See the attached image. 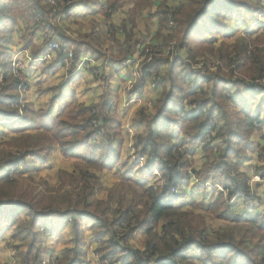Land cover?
<instances>
[{"label":"rangeland","instance_id":"obj_1","mask_svg":"<svg viewBox=\"0 0 264 264\" xmlns=\"http://www.w3.org/2000/svg\"><path fill=\"white\" fill-rule=\"evenodd\" d=\"M81 1L85 2V0H56L57 5L53 10L47 1L40 0L41 5H46L47 8L58 12V15L49 20L51 27L46 33H38L34 37L28 31L31 22L26 16L27 9H20L21 13L17 11V22L13 27V33L17 32V37L13 34L12 40L14 38V41L11 44L9 42V45H4V50L9 51V55L0 59V91L11 97L12 102L9 105V110L13 112L9 116L2 115L0 117V133H2L0 134V163L3 164L2 167L5 170L3 172L5 173V184H8V181L12 182L14 188L11 193L19 196L15 198H41L44 204L47 202L56 204L60 203L58 198H66L63 196H69V194L73 202L79 198V200L86 198V195L90 194L88 205L85 207L77 206L84 213L81 211L80 214L74 213V216L79 218L80 223H82V237L85 239V244L84 246L78 245L81 252L76 257L63 254L62 250L64 248L75 246L73 240L77 232L75 227H72L71 215H68L67 209H65L68 205L60 203L62 208L60 215L48 216L41 223L36 224L38 234L33 243L26 236L30 234V231H27L29 216H24V213H22V217L16 225H7L6 223L7 226H1L0 264H21L23 256H26L30 262L36 260L35 264H123L125 257L121 251H116L108 257H102L103 251L107 252L108 250L103 249L104 245L96 240L99 236L94 233V228L95 226L100 227L98 226L100 223H96L92 216L107 208L110 210V214L106 215V220L111 224L114 216H117V212L122 210L120 200L129 198L124 203L127 206L131 202L129 200L140 198L143 195V186H138L135 182H145V185H148L164 178L163 165L159 159L153 162V157H150L153 151L152 142L147 138V120L151 117L149 114H153L156 110L154 104L158 95L168 88L167 82L162 79L166 69L164 64L159 66H149L148 64L152 60L151 56L161 57L169 62L172 56L167 51L169 49L172 51L176 40L164 41L163 35L166 34V31L162 30L160 32L157 17L152 28L151 11L154 0H150L144 9H140L137 14V16L142 17L141 25H146L143 31L155 29V32L152 31L154 33L152 38L147 42H143L144 37L142 35L138 37L139 39H136L132 34L130 25L123 22L129 15L128 11L133 8V0L128 1L127 5L120 9L113 7V4L115 1L121 2V0H90L92 6L94 5L93 10L97 11L95 14L99 12L91 18L99 21L101 15L100 21L104 25V27L103 25L102 27L95 25L93 28L94 22L90 21L89 15H85V18L80 17L83 10L74 11V4ZM160 1L159 5L162 6L167 3L165 0ZM181 2L183 0H169L167 6L176 7ZM248 2L256 9L253 12H247L244 21L229 20L224 30L235 32L234 36L227 42L239 43L243 40L246 41L247 49L250 52L247 55L250 56L252 53L253 57L258 53V49L264 47V43L252 42L257 36L264 35V28H261L264 27V0H248ZM69 3L73 4L72 9H70L72 13L58 11ZM159 5L155 6L154 11L160 7ZM170 15L171 13L168 14V18H170ZM120 18L123 19L120 20ZM115 26L124 28L123 33L118 35L124 37L126 32H130L129 43H135L140 47L138 50L133 51L137 63L124 65L123 60L119 59L121 52L115 46L112 36L116 31ZM248 30L253 32H246ZM54 31H56L59 38H57L58 40L53 38L49 41H56L59 45L66 44L64 38H71L78 40L76 42H83V50L86 49L88 42L98 46L101 55L95 53L93 58L100 59L101 64L103 62L106 65L109 57L110 62L114 61L117 68H121V71L125 74L124 77H116L114 81L112 76L118 75V70L113 66H108L105 70H98L94 64H90L81 77H73L77 69L73 67L72 61L69 60L68 63L60 64L57 61L56 52L51 50L50 47L48 48V43H46V48H48L46 51L49 54L45 52L42 55L38 54L39 57L35 56V52L44 46L45 40L50 38ZM157 32H159V36H157ZM38 35H41L43 39L37 37ZM215 36L219 38L218 32L211 33L208 38ZM105 38L108 43L100 47V43L103 44L102 39ZM27 39H31L32 43L27 44ZM70 46L67 47L66 45L62 51L66 52L67 49L74 52L72 44ZM115 49L119 50V54L114 52ZM86 53L93 55L92 50H86ZM141 53L144 56H149L150 59L138 60ZM223 61L216 57H209V59H205V67L208 70L211 68L209 72L213 73L217 72L218 66L226 73L229 71L230 65L224 64ZM213 62H217L219 65L211 67L210 64ZM130 65L133 67H130ZM4 66L7 68L5 69ZM189 66L195 72L206 74L200 64H196V60L190 62ZM145 69L153 70V73L140 79L141 73ZM5 70L8 71L6 81L4 79ZM235 74L243 76L238 73ZM246 76L249 77H246L248 83L252 82L249 80L253 74L246 73ZM129 77L136 80L131 82L127 80ZM111 79L113 80L111 81ZM144 80L149 82L146 85L148 86L146 91L148 97H151L152 93H156L157 96L154 99H145L137 93L136 98L133 99L132 93L137 91L136 88L140 85L145 84ZM260 82L262 88H264V82ZM113 83L118 84L115 90L112 88ZM152 85L155 87L154 92L150 89L153 87ZM212 88L214 89V85L211 87L210 84H205L201 93L198 92L195 97L191 98L194 101L192 105H189L187 101L184 104L185 108L188 109H194L196 105L195 109L198 110L199 101H210L208 106H199L200 111L205 113L209 106L211 107V103L218 98L217 103H222L223 110L229 113L226 118L219 113L216 114L214 117L216 126H212L207 133L200 135V141L197 143L200 154L193 153V145L190 143L194 135L192 129L184 133H176L178 136H175L174 141L163 138L156 140L157 144L161 142L173 144L172 157L187 163L183 168L177 167L175 172L178 175L182 174L181 181L187 179L190 181L188 184L189 189L183 191L182 183L179 184L176 187L177 194L170 197L175 198L177 196V199H171V203L174 207L178 205L181 198H184L183 192L186 193L185 196L189 197L188 201H182L184 207L177 210L179 214L178 221L184 225L185 230L192 232L208 229L221 232L225 236H229L234 243H241V249L245 248L247 251H252L261 245L264 250V231L251 223V220H253L256 223L264 224V220H262L264 216V128L261 126L256 129L252 128L248 141L239 145L241 157L236 159L235 166L240 171H247L246 188L249 189L250 196V200H246L247 197L241 195L246 201L244 205L238 206L239 211L238 209L233 212L229 211L228 206L237 197H229L227 193H224L223 188H227L220 181L221 175L214 174L211 170L205 171L207 166L217 164L224 149L223 133L227 119L237 120L245 112H248L251 116L259 113L260 119L264 118V92L260 88L253 90L248 84L238 87L226 83V89H221L219 96L215 97L212 96ZM237 90H240L243 96H246L244 103L240 100L236 101L238 97L234 94V91ZM128 95L129 99L127 100ZM56 96H58V99ZM109 97L113 102L110 101ZM81 108L85 111L82 112ZM136 112L138 116L134 115ZM231 112L236 114H230ZM68 113L69 115L72 114L73 121L65 119ZM51 115L62 118L63 123H58V127L62 131L67 125L84 123L85 118L89 115H99V117L91 120L90 129H87V132H91L87 144L89 148L93 149L97 145L107 148L109 143H113L114 151L109 155V157H112L113 162L104 163L105 165L101 168L76 158V155L66 153L64 149L66 144L85 140L86 135L83 132L77 131L74 135H72L73 133H66L61 139H56V141H52V144H49L45 141V139L48 140V137L43 134L41 136L37 130H33L35 128H29L36 125L40 120L43 124L47 119L46 116ZM16 129H19L20 132L14 131ZM176 131L177 129H172V132ZM212 132L215 133L214 136L211 135ZM144 138H147L148 145L145 149H143V143L140 142ZM205 146L208 150L204 149ZM235 146L237 147L238 144H235ZM249 147H254L252 149L257 154L256 159L246 149ZM77 152L84 154L85 150L77 149ZM244 158H248V160ZM200 187L205 189H199ZM228 189L230 188L228 187ZM8 190L9 188L5 192ZM205 192L208 193L206 197H204ZM95 201H100V206L94 204ZM258 206H260L259 210L256 209ZM244 207H249V211H244ZM133 216L134 213L131 212L128 218H125L122 223L120 222V226L125 227L126 221ZM239 216H246L250 221L242 220ZM129 222H132V219ZM18 230L20 234L13 237V232ZM120 231L123 230L120 228L118 232ZM94 239L95 241H93ZM145 239H147L146 234L143 228H140L123 240L125 246L143 252L142 257L145 258L149 256V253L144 249ZM194 246L195 248H183L181 253L186 252L187 254L184 256L183 261L170 260L166 261L165 264H213L218 261L217 259L222 254L227 253V256L232 254L231 251H228V248L221 251L220 249H214L211 255L209 253L211 259L208 261V254L202 251L198 245L194 244ZM238 257L242 258L240 255ZM244 260L242 259L238 264H244ZM145 264L147 263L145 262Z\"/></svg>","mask_w":264,"mask_h":264},{"label":"trees","instance_id":"obj_2","mask_svg":"<svg viewBox=\"0 0 264 264\" xmlns=\"http://www.w3.org/2000/svg\"><path fill=\"white\" fill-rule=\"evenodd\" d=\"M89 1L90 0H85V3L87 4ZM128 1L130 0H121V2L115 1L113 7L118 9L123 8L124 5H127L126 3ZM133 1V8L128 11L129 15L127 19L123 21L127 22L129 25H133L134 19L140 9L150 2V0ZM23 8L27 9L26 16L31 22V29L28 28V31L31 33L32 37L38 33H46L51 27L49 20L54 19V17L58 15V12L53 11L51 8H47L46 5H41L40 0H0V59L9 55V51L4 50V45H9V42L11 44L13 27L17 22V11L21 13L20 9ZM254 9H256V7L250 5L248 0H183V2L177 4L176 7L160 5V7L156 9V17L158 18L160 32L162 30L166 31V34L163 35L164 41L175 39V48H177L179 54L181 53L185 56V59L180 55L171 57L169 62L168 60H163L161 57L151 56L152 60L148 64L149 66L164 64L166 69L162 79L164 82H167L168 88L158 95L154 104V109L156 110H154L153 114H149L151 117L147 120V138L152 142L151 147L153 151L150 157H153V162L159 159L163 165L162 170L164 171V178L161 180L162 186L159 185L158 181L148 185H145V182H135L138 186H143V195H141L140 198H132L129 200L131 202L127 206L124 205V203L126 200L128 201L129 198L120 200L122 210L117 212V216H114V220L111 224L106 220V215L110 214V210L107 208L92 216L96 223H100L98 225L100 227L95 226L94 228V233L99 236L96 240H99L100 244L104 245L103 249L108 250L107 252L103 251L102 257H108L113 255L116 251H121L125 257L123 264H145L146 261L150 260H152L154 264H163V259L166 261H183L184 256L187 255L186 252L181 253L183 248H195L194 244H196L202 251L208 254V261L211 259L210 255L214 252V249H220L221 251L228 248V251H231V255L227 256V253H224L217 259L218 261L216 260L217 262L213 264H238L242 259H245L244 264H264V250L261 245H259L256 250H249V252L245 248L241 249V243H234L229 236H225L221 232L210 231L208 229L194 230L192 232L185 230L184 225L178 221L179 214L177 210L181 208V206L178 207L180 204L174 207L171 203V199L177 198H163L159 195V191L169 186L171 181H179L182 174L178 175L175 172L176 168H183L187 163L178 161L172 157L171 149L173 144L163 142L160 144L156 143L158 138L174 141L176 138L175 136H178L176 133H184L192 129L194 130V135L190 143L193 145V151L196 150L198 148L197 143L200 141V135L202 133H207L212 126H216L214 119L215 115L219 113L226 118L229 113L223 110L222 103H217V100H219L218 98H216L215 102L213 101L211 103V107L209 106V109L205 113L200 111L199 106H208L210 101H199V106H197L198 110L195 109L196 105L194 109L185 108V101H187L189 105H192L194 101L191 100V98L195 97L196 93L201 92L205 84H210L211 87L214 85V89L212 88V96L217 97L221 89H226V83L238 87L245 85L246 77H248L246 73L249 75L253 74L250 79L264 78V47L257 50L258 55L256 54L252 57L251 53V55L248 56L250 52L247 49L246 41L229 43L227 41L234 36L235 32L224 30L229 20L231 21L234 19L236 22L244 21L245 14L247 12H253ZM169 13H171L170 18H168ZM38 17L40 18L39 20H37ZM123 25L126 26L125 23H123ZM261 28L263 29L264 27ZM214 32H218L219 38L216 36L208 38V36ZM112 36L115 46L118 47L121 52L119 59H127L133 52V49L127 45L128 39H130V32H126L122 40L119 38L117 39L114 33ZM157 36H159V32H157ZM53 38H59V36L56 35V31H54L50 38L45 40L44 46L35 52V56L39 57V55L45 53L47 49L46 43ZM64 40H66V44H60L62 48L66 45L67 47H71L70 45L72 44V48L74 49L71 59L73 67H76L77 63L80 61L81 52L85 50H92L94 54L97 53L101 55L98 46H95L91 42H88L86 44V49L83 50V42H76L71 38H64ZM253 41L264 43V35L257 36L252 42ZM26 43L31 44L32 40L27 39ZM167 53L171 54V52ZM58 55L59 58L62 57V54ZM209 57H216L222 61L225 60L223 61L224 64L230 65L229 71L224 73V70L217 66V72L211 73L205 66H201L206 71V74H201L190 68V62L195 60L205 61V59H209ZM4 68L6 69L7 67L4 66ZM235 73L243 76H237ZM148 76H150L149 73L144 70L141 73L140 79ZM4 79L5 81L8 79L7 70L4 71ZM261 91L264 92V88H262ZM234 94L238 97L236 101L240 100L243 103L246 101V96H243L240 90L234 91ZM56 98L58 99V96H56ZM11 102V97L7 96L3 91H0V117H2V115L9 116L13 113L9 110ZM81 110L82 112L85 111V109L82 108ZM230 114L236 113L231 112ZM95 117H99V115H89L85 118L84 123L67 125L62 131V129L58 127V123H63L62 118L51 115L46 116L47 119L43 124L40 120L36 125L29 128H35L33 130H37L41 136L43 134L45 137H48V140L45 139V141L49 142V144H52V141H56V139H61L66 133H73L72 135H74L77 131L83 132L86 135L85 140H78L74 143L66 144L64 148L65 152L76 155V158L82 159L88 164H95L97 167L103 168V165H105L104 163L113 162L112 157H109V155L114 149L112 147L113 143H109L107 148L101 145L94 146L93 149L88 147L87 141L91 132H87V129H90V122L92 119H95ZM260 117L259 113L251 116L248 112H245L241 117L239 116L237 120L232 118L227 119L223 133L224 149L220 158L215 166H207L205 168L206 172L211 170L212 173L221 175L220 181L223 186L227 189L228 187L230 188L227 190L229 197L241 195L249 196L246 188L247 175L238 170L235 164L237 162L236 159L241 157L240 143L247 142L252 128L256 129L261 125L264 118L260 119ZM65 119L70 121L74 120L72 114L69 115V113ZM103 119L105 120V118ZM172 129H177V131L172 132ZM14 131L20 132L19 129ZM211 135L214 136L215 133L212 132ZM147 138L140 141L143 143V149L148 146ZM233 139L238 140L234 141ZM235 144H238V146L236 147ZM245 144L247 145V143ZM77 149H83L85 153L77 152ZM204 149L208 150L207 146H205ZM246 149L249 150V148ZM143 151L146 152L145 150ZM2 166L3 164L1 165L0 163V230L1 226L6 225V223L7 225H16L20 217H22V213H24V216H29L27 231H30V234L26 236L30 238L31 243H33L38 234V227H36V224L41 223L42 220L48 216L60 215L62 213L60 205L66 203L68 206L65 207V209H67V214L71 215L73 220L72 227H75L77 233L73 240L75 246H73V248H64L62 252L63 254L65 253V256H78L81 252L79 246H84L85 239L82 237V223H80L79 218L74 216V213L80 214V211L84 213L77 208V206L81 205L85 207L88 205L90 194H87L86 198H81V200H79V198L74 202L72 198H70V194L69 196H63L66 198H58V202L61 204H55L53 202L44 204L41 198H15L19 196L11 193L14 188L12 182L8 181V184H5V173H3L5 170ZM8 188L9 190L5 192ZM199 189L205 188L200 187ZM246 200H249V198H246ZM94 204L100 206L101 203L100 201H95ZM228 207L229 211L232 212L234 205H229ZM131 212L134 213V216L126 221L127 224L125 227L120 226V222L122 223L125 218H128ZM131 219L132 222H129ZM262 220H264V216ZM249 221L250 220L247 222ZM251 223L264 231V224L256 223L253 220H251ZM114 224H116V226H114ZM120 228L123 230L122 232H118ZM140 228H143L147 237L144 241V249L149 253V256L145 258L142 257L143 252L125 246L123 240L126 236H131L133 232ZM19 234L20 231L18 230L13 232L12 235L16 237ZM238 255L242 258L240 259ZM166 261H164V264ZM35 262L36 260L30 262L26 256H23L21 264H35Z\"/></svg>","mask_w":264,"mask_h":264},{"label":"crops","instance_id":"obj_3","mask_svg":"<svg viewBox=\"0 0 264 264\" xmlns=\"http://www.w3.org/2000/svg\"><path fill=\"white\" fill-rule=\"evenodd\" d=\"M167 3L165 4V5H169L168 4V2H169V0H165ZM160 0H154L152 3H153V9H152V11H151V13H152V18H153V21H152V28L154 27V25H155V22H156V11H154V8H155V6L157 7L159 4H160ZM94 6V5H93ZM93 6H92V3L91 2H89V3H85V2H83V1H81V2H79V3H75L74 4V11H78V9H79V11H82L83 10V12H81V16H80V13H79V16L80 17H86L85 15H89V19H90V21L91 22H94L93 23V25H92V28H93V26H95V25H100V27H102V23H101V21H100V18H102L101 17V15L99 16V21H95V20H93L91 17H95V15H97V14H95L97 11H94L93 10ZM160 6V5H159ZM78 7V8H77ZM145 7V6H144ZM144 7L143 8H141V9H144ZM127 10V9H126ZM154 11V12H153ZM154 17H155V19H154ZM141 16H136L135 17V19H134V23H133V25H130V29H131V31H132V34L135 36V38L136 39H139L138 37L139 36H143L144 37V39H143V42H147L149 39H151L152 38V36H153V34L154 33H152V31H154L155 29H153L152 31H143V29L145 28V24H143V25H141ZM151 18V19H152ZM123 18H120V20H122ZM148 26V25H147ZM150 26V25H149ZM148 26V27H149ZM103 27H104V25H103ZM159 27V26H158ZM146 29H147V27H146ZM145 29V30H146ZM155 32V31H154ZM14 34V36L15 37H17V32H14L13 33ZM115 35H117L116 36V38L118 39H120V40H122L123 39V36H121V35H118V34H116V33H114ZM156 34V33H155ZM37 37H39L40 39H43L42 38V36L41 35H38ZM103 40V44H101L100 43V47H103L106 43H108V41L106 40V38L105 39H102ZM12 41H14V38H13V40ZM75 41H78V40H75ZM48 49V48H47ZM46 49V50H47ZM47 52V54H49L48 53V51H46ZM43 54H45V53H43ZM134 52H132V54L131 55H129L127 58H133L134 59ZM57 55V54H56ZM94 57V53H93V55L92 54H90V53H86V50L85 51H83V52H81V54H80V61L77 63V65H76V67H74V68H76L77 69V72L76 73H74L73 74V77H77V76H79V77H81L82 76V73L83 72H86L87 70L86 69H88V66L90 65V64H94L95 65V67H96V69H103V70H105V68L106 67H108V66H113L116 70H118V75H113L112 77L114 78V81L116 80V77H124V72H122L121 71V68H117V66H116V64H115V62L114 61H111L109 64H106V65H104L103 64V62H102V64H101V60L100 59H97V58H93ZM85 59V62L83 61ZM57 61H59V55H57ZM118 63V62H117ZM118 65H119V63H118ZM130 67H133V66H131L130 65ZM133 69V68H132ZM133 77H135V76H133ZM113 79H111V81H112ZM127 80H129V81H131V82H133L134 80H136L135 78H130L129 77V79H127ZM144 82H145V84L143 85V86H139L138 88H136L138 91H135V92H133V94L134 95H136L137 93H139V96H141V97H144L145 99H147V98H153L154 99V97H156L157 96V94L156 93H152V92H150V93H152V96L151 97H148V93H146V91H147V87L148 86H146L149 82L147 81L146 82V80H144ZM64 85V84H63ZM64 86H66V85H64ZM153 87H151L150 89L154 92L155 91V87H154V85H152ZM118 87V84H116V83H113L112 84V88L115 90L116 88ZM66 88V87H65ZM95 88V87H94ZM132 94V95H133ZM109 99H111L110 97H109ZM129 99V95L127 96V100ZM111 102H113L112 101V99L110 100ZM134 115H137V112H136V114H134ZM138 116V115H137ZM262 128H264V121L261 123V125H260ZM252 148H254V147H249V152L250 153H252V155H253V157H255V159H256V157H257V154L256 153H254V150L252 149ZM199 150H198V148L196 149V150H194V152L193 153H198V154H200V151L198 152ZM244 159H246V160H248V158H244ZM241 172H243V173H245L246 175H248L247 174V171H241ZM189 182L190 181H188V179H187V182L183 185V191H186L187 189H189V186H188V184H189ZM183 194H184V198H182V199H185V200H180V202H178V204H180V205H178V207L179 206H181V208H183L184 207V202H182V201H188L189 200V197H187V196H185V192H183ZM208 195V193L207 192H205L204 193V197H206ZM193 197V196H192ZM243 196H237V198H236V200L231 204V205H234V207H233V209H232V212L233 211H235L236 209H238V206L239 205H244L245 204V199H243L242 198ZM176 198V197H175ZM249 198H250V196H249ZM250 200V199H249ZM255 202V201H254ZM257 210H259L260 209V206H258L257 208H256ZM238 211H239V209H238ZM244 211H249V207H244ZM242 212V211H241ZM245 212V213H246ZM240 217V219H242V220H250L249 218H247L246 216H239ZM3 231V230H2ZM2 233V232H1ZM0 233V234H1ZM93 241H95V239L93 240ZM51 253V252H50Z\"/></svg>","mask_w":264,"mask_h":264},{"label":"built area","instance_id":"obj_4","mask_svg":"<svg viewBox=\"0 0 264 264\" xmlns=\"http://www.w3.org/2000/svg\"><path fill=\"white\" fill-rule=\"evenodd\" d=\"M48 2L52 7L51 8H53V10L55 9V6L57 5V2H56V0H45V2ZM53 3V4H51V3ZM68 2V1H67ZM66 2V3H67ZM72 7H73V4H71V3H69V4H65L64 6H63V8H62V10L61 9H59L58 11L59 12H68V13H72V10H70V9H72ZM40 18L38 17L37 18V20H39ZM115 28V32L116 33H118V34H120V33H123V28L122 27H120V26H115L114 27ZM246 32H250L249 30L248 31H246ZM127 45L130 47V48H132L133 49V51H135L136 49L138 50L140 47L137 45V44H135V43H129V41H128V43H127ZM47 46H48V48L50 47L51 48V50H54L55 52H56V54L58 55V54H62V57H60L59 58V63L60 64H65V62L66 63H68V61L70 60V61H72L71 59H72V57H73V52L71 51V50H67L66 49V52H64V51H62V50H64L65 49V47L64 48H62L61 47V45H59V44H57L56 43V41H49L48 42V44H47ZM144 51V50H143ZM143 51H142V53H143ZM174 51V52H173ZM114 52H117L118 54H119V50L118 49H115L114 50ZM147 52V51H146ZM167 52H171V56L172 57H174V56H178V55H180L182 58H184L185 59V56L183 55V54H179V52H178V50H177V48H173L172 49V51L169 49ZM173 52V53H172ZM141 53V56L139 57V59L138 60H141V59H143V58H147V59H150V57L149 56H144L143 54ZM84 62H85V59L83 60ZM134 62H136L137 63V61L135 60V59H133V58H127V59H125V60H123V64L124 65H127V64H132V63H134ZM110 63V59H109V57L107 58V63L106 64H109ZM197 63H199L200 64V66H205V61L204 60H198V61H196V64ZM216 65H219V63H217V62H213V63H211L210 64V66L211 67H215ZM211 68H209V70H210ZM148 73H149V75H151L152 73H153V70H147V69H145ZM249 81H252V82H249L248 83V80H246V84H248V85H250L251 87H252V89L254 90V89H257V88H260V90H262V85H261V82L260 81H263L264 82V78H261V79H250ZM262 82V83H263ZM138 91V90H137ZM201 93V92H200ZM133 94V93H132ZM133 99H135L136 98V95H134L133 94ZM260 177L262 176V174L261 175H259ZM181 179V178H180ZM159 182V185L160 186H162V181L160 180V181H158ZM187 182V180L186 181H181V180H179V181H175V180H173V181H171L170 182V184H169V186H167V187H165L164 189H162L161 191H159V195L161 196V197H163V198H167V199H171L170 197H174V195H176L177 194V191L178 190H176V187L179 185V184H181V186H183L185 183ZM223 190H224V193H227V195H228V191H227V189H224L223 188ZM247 191H248V194H249V189L247 188ZM247 198H249V196H246ZM164 261H166L165 259H163V264H164ZM146 263L147 264H150V263H154L152 260H150V261H146Z\"/></svg>","mask_w":264,"mask_h":264},{"label":"bare ground","instance_id":"obj_5","mask_svg":"<svg viewBox=\"0 0 264 264\" xmlns=\"http://www.w3.org/2000/svg\"><path fill=\"white\" fill-rule=\"evenodd\" d=\"M151 86V85H150Z\"/></svg>","mask_w":264,"mask_h":264}]
</instances>
